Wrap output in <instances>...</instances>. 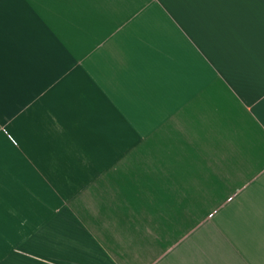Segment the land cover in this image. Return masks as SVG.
<instances>
[{
    "label": "crops",
    "instance_id": "0c3cea01",
    "mask_svg": "<svg viewBox=\"0 0 264 264\" xmlns=\"http://www.w3.org/2000/svg\"><path fill=\"white\" fill-rule=\"evenodd\" d=\"M0 264H264V0H0Z\"/></svg>",
    "mask_w": 264,
    "mask_h": 264
}]
</instances>
